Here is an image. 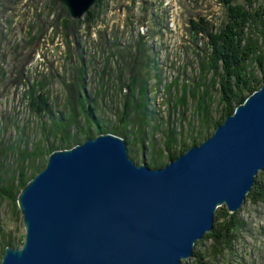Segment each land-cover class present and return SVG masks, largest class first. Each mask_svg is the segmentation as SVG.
Instances as JSON below:
<instances>
[{
  "label": "water",
  "instance_id": "obj_1",
  "mask_svg": "<svg viewBox=\"0 0 264 264\" xmlns=\"http://www.w3.org/2000/svg\"><path fill=\"white\" fill-rule=\"evenodd\" d=\"M79 21L97 0H57ZM264 170V82L201 144L152 170L111 134L52 152L19 192L21 246L0 264H180L218 208L245 202Z\"/></svg>",
  "mask_w": 264,
  "mask_h": 264
},
{
  "label": "trees",
  "instance_id": "obj_2",
  "mask_svg": "<svg viewBox=\"0 0 264 264\" xmlns=\"http://www.w3.org/2000/svg\"><path fill=\"white\" fill-rule=\"evenodd\" d=\"M23 1L0 0V16L3 17L8 11L22 5ZM37 1L40 4V0ZM157 1L141 0L146 7L143 8L145 14L143 25L153 33H156V28L160 30V21L157 19L158 17L153 16V6ZM217 1L222 12L217 22L209 21L206 17H199L197 21L189 19L188 22L190 34L203 44L204 55L200 60L201 77L196 84L198 88L203 86L206 88L195 106L201 126L194 129L189 124L186 132L182 130L177 134L168 126L163 131L165 154L156 153L152 146H145L147 150H150L147 159H139L135 154V149L138 148V145L139 147L145 145L146 129L149 123L156 119V115L150 111L148 105L149 86L146 70L152 61L147 54L149 49L144 46L141 40L135 46L128 43L124 48H117V54L121 61L118 77L123 88L117 93L112 91L111 94H117V97L120 94L119 100L122 99V101L118 102L116 99L115 104L111 103V106L112 104L114 106L115 119L113 122H106L96 116L98 97L95 98L92 94L85 92L86 69L83 65L78 36L81 28L84 33H89L97 23L102 22L101 17L103 18L102 15L107 14L109 0H97L96 4L79 21L72 20L66 9L57 0H49L44 3L41 9L43 8L45 13L39 11L34 15L33 22L29 23L28 27L29 38L23 42L22 47L37 46L45 37L48 29L53 27H55V31L62 32L64 43L69 50L70 44L73 45L72 49L80 62L77 61L72 67L74 71H71L70 82L67 83L64 81V77H60L61 83L66 87L69 95L70 108L64 106L66 114L62 111L56 112V103H52L49 94L44 91L46 79L42 78L41 82L30 83L29 79L25 77V67L33 58L34 51L31 50L30 56L15 68L14 72L18 74V79H11L10 84L26 86L29 114L38 121L36 128L41 135H46V138L44 141L38 140L31 143L27 134L28 128L24 127L21 129L22 139L20 138L4 148L0 146L5 157L9 153L13 160V163L5 170L3 162L0 163V176L3 178H0V198L9 199L16 211V198L19 192L44 168L46 159L52 152L70 149L97 135L111 134L123 139L126 142L128 157L134 164L145 163L152 170L163 168L169 161L176 159L190 147L197 146L210 137L216 127L264 82V53L262 50L264 48V5H256L254 0H245L243 4H235L234 0ZM39 4L28 7L37 11ZM150 9L151 14H149ZM50 15H52L51 20H49ZM32 34L36 37H32ZM4 37H6L5 32L0 28V53ZM142 38L144 40V37ZM112 47L116 48L117 46ZM255 65L259 67L260 78L254 73ZM125 70L129 74V80L126 78L123 80L121 77L122 71ZM208 73L211 74V77L206 80L205 75ZM209 89H213L219 94V104L222 105L218 111L217 120L213 121L206 103L209 99ZM114 90L116 92L117 89L114 88ZM122 91L123 94H121ZM110 97L106 99L102 96L109 103L115 100L114 97L111 99ZM182 101H177V103L182 105ZM117 102L120 104L118 105ZM78 111L85 115V123L82 126L75 118ZM134 125L138 127V130H135ZM39 160L40 163H38ZM246 198L254 203H264L263 178L260 176L255 178ZM237 214H229L224 208L216 210L211 231L201 239L204 242H212L214 249L212 256L234 255L236 243L245 231V223L237 217ZM0 233H2L1 260L5 248L12 246L14 239L11 232L3 234L0 229ZM200 247L201 243L196 242L191 255L194 264H204L205 256L199 252ZM181 264H185V262Z\"/></svg>",
  "mask_w": 264,
  "mask_h": 264
},
{
  "label": "rangeland",
  "instance_id": "obj_3",
  "mask_svg": "<svg viewBox=\"0 0 264 264\" xmlns=\"http://www.w3.org/2000/svg\"><path fill=\"white\" fill-rule=\"evenodd\" d=\"M48 1L40 0L39 4L37 0H24L22 5L8 11L3 17L0 16V28L6 36L2 40L0 53L1 148L22 139L21 129L24 127L28 128L27 134L31 143L44 141L46 138V135H41L36 128L38 121L29 114L26 86L10 84L11 79H18V74L14 72L15 68L30 56L31 50L34 51L33 58L25 67V77L30 83L41 82L42 78L46 79L44 91L49 94L51 102L56 103V112L62 111L66 114L64 106L70 108L69 95L60 77H64L65 82H70L71 73L74 71L72 67L77 61L80 62L72 49L73 45L70 44L69 50L64 43L62 32L55 31L53 27L48 29L39 45L22 47L23 42L29 38V23L33 22L34 15L39 11L45 13L41 7ZM244 1L234 0V3L243 4ZM254 1L256 5H264V0ZM36 4H39L37 11L28 7ZM108 6L107 14L101 17L103 20L99 23L100 28L96 27L89 33H84L81 28L78 36L83 65L86 69L85 92L95 98L98 97L96 116L106 122H113L115 119L113 104L116 103V99L118 102L122 99L119 100L120 94L117 97V94L112 95L111 92L117 93L123 88L118 77L121 61L117 48H124L128 43L135 46L141 40L149 49L147 54L150 61L152 60L146 70L149 86L148 105L150 111L156 115V119L152 120L146 129L144 146H152L156 153L165 154L163 131L168 126L176 134L182 130L186 132L189 124L194 129L201 126L195 106L206 88V86L198 88L196 84L201 77L200 60L204 55L203 44L190 34L189 19L197 21L199 17H206L209 21L217 22L222 15L220 5L217 0H158L153 6V16L158 17L160 21V30L154 29L156 33L143 25L145 6L141 0H109ZM51 19L52 15L49 17V20ZM32 37L36 36L32 34ZM262 50L264 53V48ZM254 67L255 75L260 78L259 67L256 65ZM121 77L123 80L125 78L129 80L126 70L122 71ZM210 77V73L205 75L206 80ZM114 88L117 89L116 92ZM102 96L106 99L111 96L110 99L114 97L115 100L109 103ZM177 101H182L183 104H178ZM206 103L212 121L217 120L218 111L222 107L219 104V94L209 89V99ZM75 118L81 126L85 123V115L81 111L76 112ZM134 127L138 130V127L135 125ZM137 150L138 148L135 149V154ZM146 154L149 155L150 150H147ZM137 155L141 159L140 153ZM1 162L5 170L13 160L9 153L5 157L3 150L0 149ZM40 162L39 160L38 163ZM259 176L264 179V170L258 172L257 177ZM0 178L3 179L1 176ZM220 208L225 209V207ZM235 213H238L237 217L245 223V231L236 243L234 255L212 256L214 252L212 242L197 241L201 243L199 252L205 256L204 264H264V203H254L245 198V202ZM0 229L3 234L11 232L14 239L11 247L23 244L22 217L17 209L15 211L10 200L4 197L0 198ZM1 235L2 233H0V241ZM182 262L194 264L191 256Z\"/></svg>",
  "mask_w": 264,
  "mask_h": 264
},
{
  "label": "flooded vegetation",
  "instance_id": "obj_4",
  "mask_svg": "<svg viewBox=\"0 0 264 264\" xmlns=\"http://www.w3.org/2000/svg\"><path fill=\"white\" fill-rule=\"evenodd\" d=\"M147 147V146H146ZM145 146H140L138 147V150H137V154L140 153L141 155V159H147V154H146V151H147V148ZM146 148V149H145ZM136 154V155H137ZM138 156V155H137ZM139 157V156H138Z\"/></svg>",
  "mask_w": 264,
  "mask_h": 264
},
{
  "label": "built area",
  "instance_id": "obj_5",
  "mask_svg": "<svg viewBox=\"0 0 264 264\" xmlns=\"http://www.w3.org/2000/svg\"><path fill=\"white\" fill-rule=\"evenodd\" d=\"M100 26H101V24L97 23L96 26H95V28L96 27L100 28ZM95 28H93V29H95ZM93 29H91L92 32H93Z\"/></svg>",
  "mask_w": 264,
  "mask_h": 264
}]
</instances>
